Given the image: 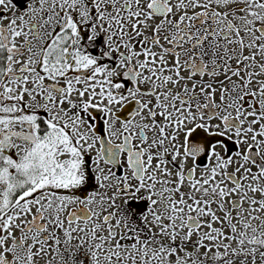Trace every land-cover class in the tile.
Returning a JSON list of instances; mask_svg holds the SVG:
<instances>
[{"label": "snow or ice", "instance_id": "6c2138e0", "mask_svg": "<svg viewBox=\"0 0 264 264\" xmlns=\"http://www.w3.org/2000/svg\"><path fill=\"white\" fill-rule=\"evenodd\" d=\"M0 264H264V0H0Z\"/></svg>", "mask_w": 264, "mask_h": 264}]
</instances>
